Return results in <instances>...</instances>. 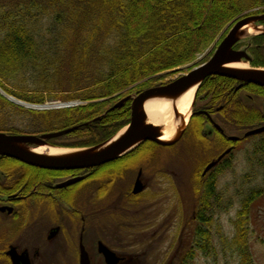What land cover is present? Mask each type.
Listing matches in <instances>:
<instances>
[{
	"label": "trees",
	"instance_id": "trees-1",
	"mask_svg": "<svg viewBox=\"0 0 264 264\" xmlns=\"http://www.w3.org/2000/svg\"><path fill=\"white\" fill-rule=\"evenodd\" d=\"M263 12L264 0H0L2 89L31 103L42 104L47 98L86 101L75 107L39 110L14 103L0 93L6 132L42 134L77 125L57 137L62 142L56 144L87 147L104 142L130 122L128 106L113 108L120 95L160 85L162 74H171L193 60L226 26ZM66 29L73 30L65 33ZM248 52L253 67H264V33L250 38ZM65 55L71 57L68 63ZM90 56L97 59L94 70L84 66ZM238 83L211 75L198 94L207 92L211 97L220 93L213 102L232 97L233 113L227 107L222 113L234 127L248 131L264 126V87L243 83L236 90ZM244 89L252 95L250 103L241 97ZM195 130L194 135L200 137L201 130ZM259 134L264 132L254 135ZM257 153L263 155L257 161L262 171L264 149ZM262 175L263 183L243 194L242 207L233 220L237 264H256L249 223L252 204L264 196V172ZM259 176L257 170L244 179L256 181ZM216 180L210 178L200 195L195 238L185 264L198 251L205 255L214 251L210 227L215 210L225 203ZM230 205L228 201L226 207Z\"/></svg>",
	"mask_w": 264,
	"mask_h": 264
},
{
	"label": "flooded vegetation",
	"instance_id": "flooded-vegetation-1",
	"mask_svg": "<svg viewBox=\"0 0 264 264\" xmlns=\"http://www.w3.org/2000/svg\"><path fill=\"white\" fill-rule=\"evenodd\" d=\"M242 87L239 81L236 90ZM139 93L120 95L115 103L130 108V121L133 99ZM198 93L192 118L171 145L146 139L118 158L83 168H49L0 155V264H146L143 253L121 250L114 242L128 240L131 247L137 246L140 214H154L161 204L163 212L168 209L171 171L159 165L164 158L160 152L178 147L199 204L210 178L217 177L218 190V178L234 169L236 153L246 148V129L234 127L222 113L226 107L233 113L232 97L213 102L214 95L220 94L216 92L199 101ZM241 93L250 103L252 95L245 89ZM195 129L201 130L200 137L194 135ZM57 142L62 141L48 140L52 146ZM173 192L179 194L177 188ZM153 235L163 237L155 242L165 237ZM104 246L115 255L107 257ZM187 252L180 264H185Z\"/></svg>",
	"mask_w": 264,
	"mask_h": 264
},
{
	"label": "rangeland",
	"instance_id": "rangeland-1",
	"mask_svg": "<svg viewBox=\"0 0 264 264\" xmlns=\"http://www.w3.org/2000/svg\"><path fill=\"white\" fill-rule=\"evenodd\" d=\"M234 23L226 26V30L220 34L216 41L203 49L200 53L196 54L193 60L174 69L171 74H162L165 76L159 78V83L162 81L166 82L174 80L209 59L218 47L219 44L217 45V43L227 34L228 30ZM253 24L256 26L259 25L263 29H260L261 31H256L253 34H246L244 37L242 36L236 44L237 47L242 50H247V52L250 46V38L264 32V20L253 22ZM72 30L73 29H66L65 33H71ZM79 53H82L81 50H79ZM64 59L65 63H68L71 60V57L65 55ZM248 64L249 67H253L250 62H248ZM84 66L87 67L88 70H94L97 66V59L92 56L86 58L84 60ZM0 90L4 91L1 86ZM131 93H134L133 95H135L136 92ZM203 97H208L206 92H201L199 94V98L197 99L202 101L204 100ZM61 101L62 100L52 101L50 98H47L43 104L36 103L38 105L35 108H40L39 110H49L64 107H75L86 103V101H81L79 99L70 100L73 102L66 104H62L65 101ZM192 109L194 110V104ZM191 118L192 113L190 114L188 122ZM196 119L197 118H195V121ZM199 120H201V118H198V121ZM6 122L7 119L5 116L0 115V131L6 132ZM119 132L120 130L116 134ZM177 148L178 147L175 146L160 152V155L164 157L162 159L164 161L161 160L159 165L161 164V166L165 167L164 169H169L171 171V177L168 183V185L171 186L169 189L170 199L168 209L163 212V205L161 204L158 207V211H155L154 214L153 211L152 213L151 211H143L142 214H140L137 219L139 221L138 233L140 234V241L137 246L131 247L132 242H129L128 240L114 242V244L121 250H138L139 253H143L144 256L142 258L146 264H152L154 262L158 264L160 263L158 260H160L162 264H166V262L168 264L169 260H172V263L170 262V264H180L184 253L190 249L194 242L196 224L193 216L198 207V195L193 189L194 180L186 177L185 175V172L188 171V167H185L186 165L184 166L185 162H183L184 164L180 162L183 160H181L178 156L179 151ZM262 148L264 149V134L246 138V148L244 152L241 150L236 153L237 161L235 162L234 169L218 178V190L222 191L221 194L224 198L223 202L225 203L222 204V208L220 207L215 210L212 225L210 227L213 235L212 244L214 246V251L209 255H205L204 253L198 251L196 256L188 264H237V255L233 249L232 242V238L236 232L233 220L237 218L238 210L242 207L241 200L243 198V194L247 193L253 186H258L263 183L262 173L264 172V168L260 171L259 168L261 165L257 164V161L260 160L261 156H263L260 154L261 152L257 153V150ZM256 169L260 175L257 177L258 179L256 178V181L248 180L246 178L244 179L245 174L252 173L253 175V173L257 171ZM176 188L179 190V194H174L173 191L176 190ZM178 197L181 198V202ZM228 201H230L231 205L227 208L226 204H228ZM142 216L149 218V220H147V222L144 221ZM149 225L152 226L150 227ZM249 226L250 246L254 256V261L256 264H264V196L257 199L252 204ZM153 233L163 234L165 237L162 241L155 242L157 238L163 237L153 235ZM154 242L156 247H154ZM150 250L154 251L150 252Z\"/></svg>",
	"mask_w": 264,
	"mask_h": 264
},
{
	"label": "water",
	"instance_id": "water-1",
	"mask_svg": "<svg viewBox=\"0 0 264 264\" xmlns=\"http://www.w3.org/2000/svg\"><path fill=\"white\" fill-rule=\"evenodd\" d=\"M260 20H264V13L251 14L240 18L232 25L230 30L219 43L214 54L207 61L195 66L187 73L168 82L167 84L147 88L138 95L134 96L132 119L127 124V126L122 129L125 130L121 135H119V137L116 136L122 130L109 140L95 146L78 149L75 148L73 149L75 151L63 155H51L48 153H38L33 149L38 148L39 146H50L48 140L72 132L78 128L77 125L59 131L44 132L42 134H10L0 131V155L15 157L32 164L48 166L49 168H83L104 164L115 158H118L120 155L130 151L133 147H135L136 144L146 139L165 145H171L175 143L180 138L184 129L175 140H160L159 133L157 131L158 128L147 122L148 115L144 107L146 100L156 95L176 96L192 85L198 84L195 94L196 96L198 88L201 86L202 82L211 75L226 76L239 80L243 83H251L264 87L263 67L238 69L226 65L227 63L231 62L244 61L248 63L251 61L252 57L247 52V50H237L234 47L242 37L240 34V29L250 22H257ZM0 93L17 104L26 106L28 108H35L34 104L17 99L2 90H0ZM120 104L121 103L115 104L113 108L120 106ZM191 113H193V109ZM261 132H264V126L248 130L246 132V137ZM231 138L237 139L238 137L232 136ZM214 164L215 162L211 163L208 168ZM75 181L76 180L74 179L65 184ZM104 252H106L107 257L115 255L105 246Z\"/></svg>",
	"mask_w": 264,
	"mask_h": 264
},
{
	"label": "bare ground",
	"instance_id": "bare-ground-1",
	"mask_svg": "<svg viewBox=\"0 0 264 264\" xmlns=\"http://www.w3.org/2000/svg\"><path fill=\"white\" fill-rule=\"evenodd\" d=\"M260 29L263 28L250 22L240 29V34L244 37L246 34L261 31ZM226 65L238 69L249 68V64L244 61L231 62ZM197 87L198 84H194L179 95H156L146 100L144 107L148 115L147 122L158 128L157 131L160 140H175L184 129L193 108ZM124 130L116 137H119ZM33 150L38 153H48L51 155H63L75 151L73 149L60 148L52 145L48 147L39 146Z\"/></svg>",
	"mask_w": 264,
	"mask_h": 264
}]
</instances>
